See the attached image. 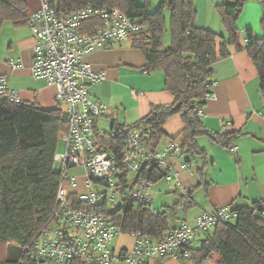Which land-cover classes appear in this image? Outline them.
<instances>
[{
    "label": "trees",
    "instance_id": "16d2710c",
    "mask_svg": "<svg viewBox=\"0 0 264 264\" xmlns=\"http://www.w3.org/2000/svg\"><path fill=\"white\" fill-rule=\"evenodd\" d=\"M47 2L57 14H69L92 5L116 9L138 20L139 29L128 40L132 49L139 50L144 57L145 64L141 70L145 74L162 72L165 76V91L174 98L173 103L168 106H154L145 118L136 123L115 126L111 133L107 132L101 138V144L107 152L122 160L130 143L124 138V134L132 130H142L141 140L144 143L149 141L152 150H158L166 137L164 126L175 116H179L184 124V130L178 138L180 153L188 158L186 164L189 166L194 164L196 156L206 154L205 149L200 148L197 143L201 136H209L214 142L236 152L233 150V142L241 133L212 132L205 127L202 114L207 98L214 94L212 66L219 59L229 57L232 47L237 52H246L251 58L264 98V37L259 39L248 29L245 32L248 43L243 45L237 27L246 0H224L217 6V13L227 33L225 36L197 26L195 0H162L154 13L149 11L150 0H146L145 5H138L136 0ZM166 9L170 11L171 45L168 47L164 46ZM27 13L25 0H0V34L6 22H11L16 27H29ZM103 26L104 22L96 18L85 22L80 31L92 35ZM261 29L264 33V18ZM55 102V108L47 109L36 100L25 101L21 98V101L14 102L0 96V264H38L40 256L35 246L44 233L55 227H62L63 231L69 230L56 217L61 206L59 193L65 175L62 167L59 172L55 170V164L58 163L56 156L61 138L69 127L65 108ZM113 133H117L116 136ZM75 170L77 169H70L69 174H73ZM130 174L134 175L133 180L130 179ZM197 174L200 183L190 189L188 207L184 206L180 194V200L157 215L149 212L141 201L120 202L113 209L96 207L95 210L107 213L120 230L119 236L133 238L140 234L151 240H158L171 229L169 217L177 216L181 206L184 210L192 208L195 190L203 185L207 186L204 169L198 170ZM118 176L119 189L127 191L132 190L141 179L154 186L165 180L167 174L157 163L146 162L141 164L136 173L122 172ZM73 198L75 199L74 195L71 199ZM78 207L83 206L79 204ZM223 208L231 210L230 217L208 230L197 229L195 236L182 246V251L188 257L177 259L180 264H207L214 256L218 257L217 264H264V201L255 202L252 206L230 205L200 216L216 214ZM197 218L194 226L186 223L196 228ZM199 232L207 237L195 249L193 244L199 238ZM110 248H113L112 245ZM159 258L167 259L170 256ZM65 264L100 263L95 258L88 260L78 256Z\"/></svg>",
    "mask_w": 264,
    "mask_h": 264
},
{
    "label": "crops",
    "instance_id": "0c3cea01",
    "mask_svg": "<svg viewBox=\"0 0 264 264\" xmlns=\"http://www.w3.org/2000/svg\"><path fill=\"white\" fill-rule=\"evenodd\" d=\"M25 1L29 16L41 8V0ZM153 1L150 0V6ZM223 1L195 0L197 26L225 36L226 30L217 18V6ZM136 3L145 5L146 0H136ZM263 18L264 0H246L237 23L241 44L248 43L245 33L248 29L253 31L255 37H264L261 29ZM127 41L117 44L119 49L117 46L111 49L96 48L85 59L94 70L106 73V80L91 86L89 92L93 101L107 106V113L97 120L96 126L100 129L98 122L107 120L110 123L108 132L115 126L132 125L145 118L154 106H168L174 100L165 91L164 74L160 71L143 73L144 57L139 50L124 49L122 44ZM34 44L28 26L16 27L6 22L0 34V76L7 78L8 86L18 91L22 100H36L42 107L53 109L56 106L54 88L45 80L34 78L31 73ZM11 61L16 64L15 69ZM212 71L215 99L207 101L202 114L203 123L212 132L241 134L233 142L236 152L214 142L209 136L199 137L197 143L205 149L206 154L196 156L191 166L186 164L188 158L182 156L180 150L171 152L168 163L179 173V181L163 180L153 186L150 191L153 209L164 212L180 200L179 195L185 189L196 187L200 183L197 174L200 169H204L207 184L193 193L192 208L195 209L185 210V219H180L179 214L169 217L171 229L177 228L183 221H195L201 214L212 213L222 207L252 206L255 202L264 201V98L257 70L246 52H237L232 47L231 55L219 59L212 66ZM183 130L182 119L179 116L171 118L164 126L166 137L158 150H166ZM174 142L180 144V138ZM158 203L159 207L155 208ZM133 244L134 238L121 235L113 241L112 249L126 252ZM151 263L180 264L172 257H156Z\"/></svg>",
    "mask_w": 264,
    "mask_h": 264
},
{
    "label": "built area",
    "instance_id": "2783aa9c",
    "mask_svg": "<svg viewBox=\"0 0 264 264\" xmlns=\"http://www.w3.org/2000/svg\"><path fill=\"white\" fill-rule=\"evenodd\" d=\"M96 18L104 22L96 33L80 31L85 22ZM28 20L35 41L32 76L54 88V99L65 108L69 127L61 138L64 152L56 156L65 171L59 193L61 206L56 217L69 230L55 227L44 233L35 246L40 256L38 264H65L78 256L88 260L95 258L100 264H152L156 257H188L182 246L195 236L197 229L208 230L229 218L230 209L198 217L196 228L183 221L158 240L135 235L132 248L125 253L110 248L120 230L106 212L95 210L96 207L113 209L119 205L117 199L120 198L121 203L141 201L149 212L157 215L150 193L151 182L141 179L132 190L119 189V173H136L142 163H157L167 174L165 181H179V173L169 165L168 159L171 152L180 150V144L170 142L164 151L152 150L149 141L141 140L142 130L127 131L124 138L130 143L119 160V156L104 149L101 138L108 133L96 126L97 119L107 113V106L92 100L89 87L106 80V73L94 70L86 62V56L96 48L111 49L128 40L138 31V20L116 9L92 5L69 14H57L47 0H41V8ZM10 64L14 69L17 67L14 61ZM0 96L21 101L19 92L8 86L4 76H0ZM207 99H215L214 94ZM73 168L80 173L69 174ZM73 195L75 199H71ZM181 195L184 206L188 207L190 189H185ZM79 204L83 207L79 208Z\"/></svg>",
    "mask_w": 264,
    "mask_h": 264
},
{
    "label": "rangeland",
    "instance_id": "374dc122",
    "mask_svg": "<svg viewBox=\"0 0 264 264\" xmlns=\"http://www.w3.org/2000/svg\"><path fill=\"white\" fill-rule=\"evenodd\" d=\"M162 0H154L152 5L149 7V11L151 13H154L156 12L159 7H160V4H161ZM165 17H166V22H167V26H166V29H165V32H164V46L165 47H168L171 45V33H170V11L168 9L165 10ZM217 18L218 20L219 17L217 15ZM117 49H119V45H116ZM122 47H124V49L126 48H132L131 46V42L130 41H127L125 43L122 44ZM98 127L102 130H105L106 132H108L110 130V123L106 120L104 121V119H101L99 122H98ZM64 149H65V146H64V143L61 141L59 143V148H58V154H62L64 152ZM55 170L57 172H59L61 170V165L60 163H56L55 164ZM73 174L74 173H80V170H75L74 172H72ZM134 178V175L133 174H130V179L133 180ZM121 200L120 198L117 199V203H120ZM159 207V203L155 205V208H158ZM161 208V207H160ZM162 209V208H161ZM195 208H191V210H193ZM179 218L180 219H185V210H184V207H180V212H179ZM189 224L194 226L195 225V222L194 220H191L189 219ZM211 232H213V229L211 230ZM207 237L206 234H204L203 232H199V238L197 240L194 241V248L195 249H198L201 245V241L203 239H205ZM217 260H218V257L217 256H214L213 259L211 261H209L207 264H217Z\"/></svg>",
    "mask_w": 264,
    "mask_h": 264
}]
</instances>
